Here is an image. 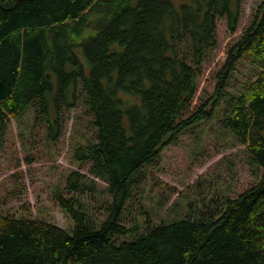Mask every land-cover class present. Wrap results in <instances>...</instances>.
<instances>
[{
  "label": "trees",
  "instance_id": "trees-1",
  "mask_svg": "<svg viewBox=\"0 0 264 264\" xmlns=\"http://www.w3.org/2000/svg\"><path fill=\"white\" fill-rule=\"evenodd\" d=\"M241 18L242 0H190L179 8L172 0H0V136L31 111L33 132L57 141L67 115L84 103L96 140L78 141L73 161L92 163L91 174L113 198L95 228L74 196L85 193L87 178L73 171L66 189L54 192L72 232L0 213V264H264V175L200 216L115 239L139 229L124 226L122 216L143 169L215 116L248 58L261 70L230 100L224 125L264 169V0L229 46L214 94L193 108L219 47V22L235 34Z\"/></svg>",
  "mask_w": 264,
  "mask_h": 264
},
{
  "label": "rangeland",
  "instance_id": "rangeland-1",
  "mask_svg": "<svg viewBox=\"0 0 264 264\" xmlns=\"http://www.w3.org/2000/svg\"><path fill=\"white\" fill-rule=\"evenodd\" d=\"M172 1L177 8L190 2ZM261 1L242 0L237 33L229 34L226 20L219 22V47L214 60L204 66L193 108L214 94L216 76L229 46L253 20ZM260 70L252 58L242 60L229 79L230 95L219 103L215 116L186 130L155 164L143 169L139 187L133 191L122 216L124 226L139 229L129 237H115L119 243L146 234L150 227L200 216L208 211V205L238 198L262 180L264 169L252 161L246 146L224 125L230 100L242 93ZM22 120H13L0 136V213L46 220L72 232L74 224L54 192L59 187L66 189L69 174L80 171L86 176L88 187L84 194L72 195L83 203L91 224L99 228L112 204L109 185L91 174L92 163H75L72 154L78 141L96 140L88 108L80 103L72 110L63 121L62 135L54 142L45 131L33 132L35 115L31 111Z\"/></svg>",
  "mask_w": 264,
  "mask_h": 264
}]
</instances>
